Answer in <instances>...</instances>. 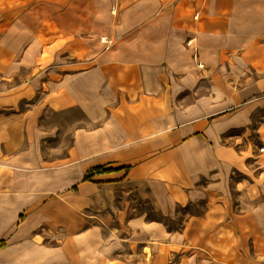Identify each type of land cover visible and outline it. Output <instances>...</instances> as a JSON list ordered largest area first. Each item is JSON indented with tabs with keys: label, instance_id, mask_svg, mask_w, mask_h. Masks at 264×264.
<instances>
[{
	"label": "crops",
	"instance_id": "1",
	"mask_svg": "<svg viewBox=\"0 0 264 264\" xmlns=\"http://www.w3.org/2000/svg\"><path fill=\"white\" fill-rule=\"evenodd\" d=\"M11 1L0 18V264H192L171 255L207 247L243 163L224 140L264 101V0ZM249 183L238 197L257 198L256 214L227 210L261 242L227 264H264V184L252 194ZM131 199L164 215L203 200L209 211L174 231L142 210L123 236L109 217Z\"/></svg>",
	"mask_w": 264,
	"mask_h": 264
},
{
	"label": "rangeland",
	"instance_id": "2",
	"mask_svg": "<svg viewBox=\"0 0 264 264\" xmlns=\"http://www.w3.org/2000/svg\"><path fill=\"white\" fill-rule=\"evenodd\" d=\"M18 12L21 13V4L18 6ZM12 1L1 0L0 3V18L5 19L6 17H12ZM83 27V26H82ZM79 27L78 33L81 29ZM36 28V27H35ZM104 25H99L94 29L97 31V35L100 36L101 40L104 43H110L111 40L107 39L106 36L102 33ZM87 33L89 27L86 28ZM84 34V33H83ZM103 36V37H102ZM227 135L225 142L235 141L238 145V155L237 162H243L241 165L235 167V172H233L232 180V193L233 199L226 202L224 199L220 202L222 214L220 213L219 220L217 219L214 225L211 227V230H208L207 234L209 237L206 239L207 247L204 251L196 252L195 247L185 246L184 250H179V252L172 254L171 258L173 260L180 257L182 254H189L192 256L190 263L192 264H214L215 261L221 264H227L230 261L229 254L235 251L237 255L243 249L253 250L256 243H260L259 238L262 235H254L246 233L250 228L244 229V224L239 223L235 215H231L229 209H239L241 205L250 203V207L254 206L253 211L256 214V206L259 203L256 198L252 202L242 200L238 197V194L241 192L242 188L246 186L247 182H251L248 185L249 190L252 194H259V184H264V101L256 108V113L253 119V122L245 128L232 129ZM237 135V137L229 138V136ZM245 150L243 152H240ZM247 181V182H246ZM255 189V190H254ZM244 194V191H242ZM130 197L134 198L132 195ZM243 198H246L244 195ZM123 203H126L125 208L122 211L112 210L109 217V227L120 230L119 233L123 236H127L129 233L128 228L126 227L127 218L132 214L140 212L142 210L148 211V219H157L162 221L167 228H170L174 231L182 230L185 222L192 215L204 214L209 211V205L207 201L203 200L198 203L188 204L186 206H177L173 214L164 215L155 207L154 202L148 201L143 202L142 200L131 199L128 202H121L117 206H124ZM219 204V202L217 203ZM219 204V205H220ZM137 206V210L134 211V206ZM229 209L227 210V208ZM252 211V210H250ZM234 222V223H232ZM211 232V233H210ZM226 241V243H224ZM237 248V250H234ZM161 264V263H158ZM165 264H172L171 261H167Z\"/></svg>",
	"mask_w": 264,
	"mask_h": 264
},
{
	"label": "bare ground",
	"instance_id": "3",
	"mask_svg": "<svg viewBox=\"0 0 264 264\" xmlns=\"http://www.w3.org/2000/svg\"><path fill=\"white\" fill-rule=\"evenodd\" d=\"M190 150L192 151V153H194L196 156L200 157V158H208V156H210V151L207 148H199V144L195 143Z\"/></svg>",
	"mask_w": 264,
	"mask_h": 264
},
{
	"label": "trees",
	"instance_id": "4",
	"mask_svg": "<svg viewBox=\"0 0 264 264\" xmlns=\"http://www.w3.org/2000/svg\"><path fill=\"white\" fill-rule=\"evenodd\" d=\"M107 170V169H106ZM100 171H105L103 167H96L94 169V172H100ZM92 176V173H87L85 176V179H89ZM4 243H1V245Z\"/></svg>",
	"mask_w": 264,
	"mask_h": 264
}]
</instances>
